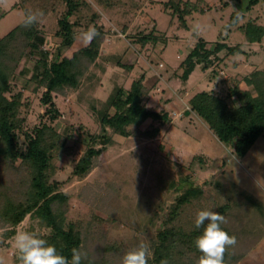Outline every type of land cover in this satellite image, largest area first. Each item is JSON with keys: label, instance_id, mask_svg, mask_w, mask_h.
Instances as JSON below:
<instances>
[{"label": "rangeland", "instance_id": "obj_1", "mask_svg": "<svg viewBox=\"0 0 264 264\" xmlns=\"http://www.w3.org/2000/svg\"><path fill=\"white\" fill-rule=\"evenodd\" d=\"M77 1L80 6L70 21L78 39L93 26L102 30L101 44L79 87L52 94L58 117L52 121L46 113L44 87L34 82L25 86L36 63L29 53L19 62L11 80L12 91L6 96L10 99L22 92L19 117L24 130L48 124L63 135L65 150L53 160L49 175L69 196L67 222L81 223V251L87 253L86 259L120 264L121 257L141 242L153 254L159 226L191 181L204 194L184 206L177 224L187 229L199 210L216 212L227 203L224 225L237 234L236 249L228 250L244 256L237 264H257L259 256L252 252L264 240V216L251 205L241 204L247 194L264 206V135L244 157H238L195 112L186 111L197 92L208 90L225 96L251 72L264 70V38L250 44L241 28L248 21L264 26V0L248 11H240L234 0ZM170 1L179 2L181 11H174ZM186 5L196 10L185 14L182 11ZM25 10L43 13L37 22L44 37L40 50L47 62L68 53L56 34L58 21L66 11L65 0H26L25 5L22 0H3L0 38L24 20ZM234 13L238 19L232 22ZM201 38L210 44L239 45L243 52L229 54L222 50L211 55L210 68L204 70L197 64L184 81L180 64ZM139 79L144 86L145 107L169 118H148L140 127H131L128 137L107 128V143L93 140V136L102 134L100 113L115 89L129 90ZM108 112L114 114L113 109ZM153 130L157 133L149 137L147 133ZM19 143H25L22 133ZM90 146L101 152L94 157L91 171L77 176L74 162ZM9 229L0 221V264H20L12 239L18 231L38 237L50 233L29 215L13 234H6Z\"/></svg>", "mask_w": 264, "mask_h": 264}, {"label": "trees", "instance_id": "obj_2", "mask_svg": "<svg viewBox=\"0 0 264 264\" xmlns=\"http://www.w3.org/2000/svg\"><path fill=\"white\" fill-rule=\"evenodd\" d=\"M25 1L22 0L23 5ZM234 1L239 5L240 11H248L260 0ZM65 3L66 11L58 21L59 29L56 34L69 51L59 60L48 63L46 55L42 54L40 48L44 37L38 29V22L25 27L23 20L0 38V221L12 228L6 233L11 235L27 215L38 219L50 229L49 235L39 238L47 240L56 247L59 254L70 259L73 248H82L83 231L79 225L81 223L67 222L69 196L60 190V183L49 175L53 169V160L65 150L63 135L48 124L34 127L31 131L24 130L23 120L19 117L22 92L13 94L10 99L6 96L12 91L11 80L19 62L25 53H29L35 57L36 63L34 74L25 86L34 82L37 87L45 88L42 101L47 105L46 113L54 121L59 112L55 109L52 94L64 89H77L89 66L97 59L102 30L94 27L99 36L90 43H86L83 37L79 40L70 17L78 10L80 2L65 0ZM170 4L174 11H181L179 2L170 1ZM192 10H196L195 6L186 5L182 12L187 14ZM180 18L185 26L183 15ZM237 19L238 15L234 13L231 21ZM241 28L248 43L262 42L264 26L248 21ZM80 35L83 36V33ZM222 50H227L229 54L243 52L239 45L228 46L223 42L210 44L199 39L180 64L183 69L182 79L187 81L197 64H201L204 70L210 68L213 61L209 57ZM143 92L141 79L133 82L129 90L116 88L105 110L100 113L102 134L93 136L92 139L97 138L100 142L107 143V128L128 137L131 127H140L148 118L168 119L166 114L159 115L145 107ZM189 104L190 110L186 114L195 112L220 142L230 145L238 157H244L256 140L264 135V70L251 72L241 82L229 88L225 96L201 90L193 95ZM109 109H113L114 114L110 115ZM19 133L24 136L23 146L19 143ZM156 133L157 130H153L147 134L153 137ZM100 152V149L90 146L74 162L73 173L77 176L89 173L94 157ZM203 194L201 187L193 185L191 181L186 183L183 194L171 206L167 218L158 228L157 244L148 264H160L162 260H167L168 264H197L200 253L195 249L193 241L202 233L203 226L196 229L193 221L186 229L183 224H177V219L183 213L185 205ZM243 198V207L251 205L264 216L261 202L247 194ZM227 209L228 204L223 203L216 212L225 217ZM221 227L237 239V234H233L224 224ZM228 249L224 254V264H237L244 257L242 254H233ZM232 249L236 248L231 247ZM82 264L105 263L84 259Z\"/></svg>", "mask_w": 264, "mask_h": 264}, {"label": "clouds", "instance_id": "obj_3", "mask_svg": "<svg viewBox=\"0 0 264 264\" xmlns=\"http://www.w3.org/2000/svg\"><path fill=\"white\" fill-rule=\"evenodd\" d=\"M3 2V0H0ZM43 16L39 10L29 12L24 16V26L30 27ZM99 36L93 26H89L83 33L86 43ZM207 222V223H205ZM226 223V218L219 212L211 210H199L196 213L194 226L202 233L193 241L195 249L200 253L197 264H224V254L228 248L235 247L237 241L234 236H230L221 227ZM13 246L17 250L20 264H82L87 253L79 249L71 250V257H66L58 253L56 247L43 238L35 234L20 230L13 236ZM149 246L141 242L138 246L126 252L120 260V264H148L152 257ZM160 264H168L167 260H162Z\"/></svg>", "mask_w": 264, "mask_h": 264}, {"label": "crops", "instance_id": "obj_4", "mask_svg": "<svg viewBox=\"0 0 264 264\" xmlns=\"http://www.w3.org/2000/svg\"><path fill=\"white\" fill-rule=\"evenodd\" d=\"M253 250L254 251L252 253L256 254L257 252V256H259V261L257 264H264V240L258 243V246H256V248ZM250 260L251 258L247 257V261H250ZM254 261H257V260H254ZM251 264H254V263L252 262Z\"/></svg>", "mask_w": 264, "mask_h": 264}]
</instances>
